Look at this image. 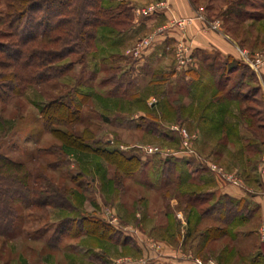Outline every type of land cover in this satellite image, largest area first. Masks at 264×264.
<instances>
[{
  "label": "rangeland",
  "instance_id": "rangeland-1",
  "mask_svg": "<svg viewBox=\"0 0 264 264\" xmlns=\"http://www.w3.org/2000/svg\"><path fill=\"white\" fill-rule=\"evenodd\" d=\"M100 3L106 26L83 28L95 38L82 63L71 55L64 61L72 63L70 72L0 100V159L8 162L0 188L9 204L0 209V231L7 228L2 217L14 222L8 236L0 234V264L254 263L264 223L256 240L237 239L232 233H248V226H222L215 217L223 216L219 186L264 198V144L252 136L264 125V66L251 65L253 54H264V0H186L191 14L184 16L170 0ZM6 7L0 0V49L14 41L6 35ZM210 34L245 46L238 64L211 44ZM68 96L79 121L59 129L78 137L81 150L54 139L39 117L48 102ZM101 149L133 158L137 167L130 176L117 173L94 153ZM212 164L239 183L227 182ZM168 168L171 180L193 176L162 189ZM24 173L28 192L18 183ZM248 201L237 209L248 208L246 218ZM82 217L104 222L109 241L71 238L67 219ZM216 225L229 237L206 242Z\"/></svg>",
  "mask_w": 264,
  "mask_h": 264
},
{
  "label": "trees",
  "instance_id": "trees-1",
  "mask_svg": "<svg viewBox=\"0 0 264 264\" xmlns=\"http://www.w3.org/2000/svg\"><path fill=\"white\" fill-rule=\"evenodd\" d=\"M6 1V8L12 10L10 13L8 11L5 14V27L7 31L12 32L6 35L8 37L12 36L14 41L9 46H6L7 44L3 45V48L0 49V56L6 60L0 61V69L6 70L4 74L0 75L1 86L5 89L0 96V100L2 101L8 95H20L27 86L44 84L70 72L72 63H64V61L71 55H79V63H82L86 58L87 50L91 48V40L95 38V34L85 31L83 28H95L96 30L99 27L106 26L103 23L104 21L100 20L101 15L104 13L103 10H105L101 7V0H96L97 3H91L88 0ZM73 2L76 3L72 8L70 5ZM87 7L92 10V13L84 10ZM84 15L85 17L83 18ZM16 24H18V27H14ZM63 35L66 38L61 40V36ZM68 39H71L70 42L74 41L75 45L69 44ZM58 43L61 44L58 45ZM228 59L229 63L238 64L234 59ZM67 98V101L59 99L48 102L40 109L39 117L42 120L43 128L54 139L65 146L80 149L78 137L76 138L59 129V127L71 125L79 121V110L76 104L72 102L71 97L69 98L68 96ZM230 101L237 102L238 100L237 98H233ZM216 128H222V125L218 124ZM257 129L261 133L256 134L252 132V136L264 144V125L259 123ZM246 146L250 148L251 145L248 143ZM247 147L246 150H248ZM260 152L256 151L255 153L258 154ZM94 153L109 165L115 166L117 173H123L125 176H130L133 169L137 167V164L133 162L135 161L133 158H127L116 150L101 149ZM7 163L5 159H0V170H4ZM11 166L19 170V172L23 168V165ZM171 175L172 173L168 168L167 174L164 175L165 181L162 184V189L181 185V183L187 182L188 176H193L189 172L188 176L178 175L174 181L171 180L173 178ZM29 177V173H24L21 177L22 181H18L19 184L26 187L27 192L29 191L27 183ZM4 198L5 194L0 188V209L9 208V204L5 203L6 200ZM223 198V203L218 202L219 212L223 213V216L215 218H217V222L223 224L222 226H229L234 221L242 219V217L237 216L241 211L237 210L239 204L236 205L228 196L223 195ZM1 219L4 222L3 225L7 228L4 232L0 231V234L5 237L11 233L14 222H8L3 217ZM67 221L74 225L71 238H77L83 234L109 241L108 234L106 233L109 227L98 218L82 217L74 220L67 219ZM8 227L10 228L8 229ZM229 235V231L216 225L215 227H209L206 231L205 241L210 243L218 238L229 237Z\"/></svg>",
  "mask_w": 264,
  "mask_h": 264
},
{
  "label": "crops",
  "instance_id": "crops-1",
  "mask_svg": "<svg viewBox=\"0 0 264 264\" xmlns=\"http://www.w3.org/2000/svg\"><path fill=\"white\" fill-rule=\"evenodd\" d=\"M170 2H172L175 5L178 4L180 6L179 8H176V6H175V9H178L180 12H182L183 16L191 14L190 9L188 7V4L186 3V0H170ZM202 38L203 37L200 36L198 38V40L201 42V40L203 41ZM208 38H209L211 44L214 47H216L222 54H224L227 57H230L234 60H237L239 58L238 49L239 50H246L245 46H238L237 43L231 37L224 36V39H225L224 40L221 37L213 36L210 34V35H208ZM246 43L247 42L241 43V45L242 44L245 45ZM260 78L264 84V68L261 69V77ZM263 94H264V89L261 92H258L259 96L260 95L263 96ZM218 189L221 191V193L223 195L228 196L236 205L237 204H239V205L243 204L244 200H246V199H247V201L249 200L248 201L249 202L248 203L249 212H250L249 217L246 218L245 217L246 215H243L245 213V210L246 209L248 210V208H246V209L242 208L241 212H239V214L237 215L238 217H242V219H240L241 220L240 222L244 223L245 227L248 226V228H249L247 231L248 233H242V231H239V232L235 231L232 234H234V237L237 239L238 238H244V239L250 240L253 238L254 240H256L258 237V234H257L258 225L260 223L261 224L264 223V198L262 196H260L259 193H256V195L255 194L248 195L246 193L247 191L243 188H241V189L236 188V187H226L225 188V186L224 187L219 186ZM249 204H251L252 207ZM239 215H241V216H239ZM237 216H236V218H237ZM244 218H246V219L244 220ZM252 222H254L256 225L254 226L252 224ZM251 224L253 225L252 226L253 228L249 227V226H251ZM253 250H255L257 253H256V258L254 259V263H252V264H264V243H259V242L257 243V240H256V244H255V247L253 248ZM230 261H231V263L228 262L227 264H236V263H232V260H230ZM237 264H239V263H237ZM249 264H251V263H249Z\"/></svg>",
  "mask_w": 264,
  "mask_h": 264
},
{
  "label": "built area",
  "instance_id": "built-area-1",
  "mask_svg": "<svg viewBox=\"0 0 264 264\" xmlns=\"http://www.w3.org/2000/svg\"><path fill=\"white\" fill-rule=\"evenodd\" d=\"M181 63L183 64L184 61H181ZM251 65L252 66H256V67L264 66V54H262V53L253 54V57H252V60H251ZM185 140H186V138L184 137V141ZM183 144H184L183 146H188V142L187 143L184 142ZM210 169L212 171L220 174L227 182L231 181V183H233L235 185H237L239 183V182L237 183L235 180H233V179L227 177L225 174H223L221 169L218 166H216L215 164L210 165ZM260 233H261V240L264 241V226L261 228Z\"/></svg>",
  "mask_w": 264,
  "mask_h": 264
}]
</instances>
